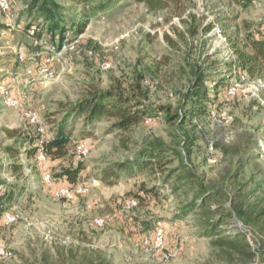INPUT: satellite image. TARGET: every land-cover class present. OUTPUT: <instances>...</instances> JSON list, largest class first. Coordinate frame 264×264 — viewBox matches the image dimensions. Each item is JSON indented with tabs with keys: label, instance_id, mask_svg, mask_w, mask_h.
<instances>
[{
	"label": "rangeland",
	"instance_id": "rangeland-1",
	"mask_svg": "<svg viewBox=\"0 0 264 264\" xmlns=\"http://www.w3.org/2000/svg\"><path fill=\"white\" fill-rule=\"evenodd\" d=\"M9 1V17L0 11V19L13 27L0 34V84H7L19 97L20 106L5 105L0 95V166L4 169L0 179L25 184L27 189L22 197L5 204L3 213H13L17 221L8 225L0 218V250L5 252L0 264H243L236 253L218 247L216 239L201 238L190 218L178 216L180 192L172 194V183L151 168L117 175L104 169L125 162L144 147L162 143L170 150L168 160L173 161L167 169L183 163L219 188L228 185L233 196L240 193V200L257 205V211L264 210V152L260 147L264 143V92L254 96L251 91L254 79L264 80V73L249 78L228 64L235 61L234 46L245 35L264 31V0H253L249 7L244 0H165L167 9L157 11L124 0L95 17L83 34L72 27L75 12L67 11L65 29L72 39L80 37V42L75 52L54 63L57 80L48 87L35 78L45 49L29 34L38 23L27 28L29 21H35V13L24 15L32 0ZM55 1L66 8L70 5L69 0ZM42 28L40 24V35L57 47L59 36H48L46 26ZM20 48L27 56L24 64L16 55ZM105 62L111 69L102 68ZM29 69L35 77L27 74ZM197 75L205 76L209 95L215 83L227 85L215 118L191 113ZM242 78L238 93L228 95L227 88ZM138 82L148 91L153 109H168L159 111L149 123L122 132L112 127V121L85 125L83 117L71 115V106L92 85L108 89L122 84L130 90ZM29 110L41 114L48 140L67 122L72 156L78 141L90 144L91 153L81 162L76 183L55 177L70 161L25 159L23 153L37 148L40 139L24 117ZM30 139L34 140L31 147ZM23 140L27 143L21 146ZM8 147L17 148L16 159L6 153ZM14 161L25 165L22 174L8 171ZM47 174L51 175L49 183L44 181ZM93 179L99 184L87 195L73 200L54 195L59 188L74 189ZM156 186H160L156 192H148ZM130 199L137 200L138 206L127 211ZM159 222L167 229L168 249L177 251L169 262L145 244ZM248 242L255 245L250 236Z\"/></svg>",
	"mask_w": 264,
	"mask_h": 264
},
{
	"label": "trees",
	"instance_id": "trees-1",
	"mask_svg": "<svg viewBox=\"0 0 264 264\" xmlns=\"http://www.w3.org/2000/svg\"><path fill=\"white\" fill-rule=\"evenodd\" d=\"M122 1L124 0H69L70 5L66 8L55 0H32L24 15L32 16L35 13L33 17L35 21H29L27 28L36 23H38L37 28L40 24L43 26L42 29L46 26L48 36H59L61 45L68 33L64 26L67 11L71 14L75 12L72 27L76 28L77 34H83L95 17L104 14ZM135 2L145 4L152 11L167 9L165 0H135ZM252 3L253 0H244L246 7ZM8 29H13L12 25L0 19V34L2 30ZM40 32H37L36 39L43 37ZM234 56L235 61L228 63L231 69L235 66L236 71L249 78L260 77L264 73L263 32L245 35L242 43L234 46ZM204 82V75L195 76L192 94L194 109L191 110V113L211 116L215 108L221 105L219 103L221 91L227 85L224 81L215 83L212 89L213 95H209V89L205 87ZM230 86L227 88V94ZM148 101L149 93L139 82L130 90L123 87L122 84H115L108 89H100L92 85L85 97L71 106V115H75L77 118L83 117L85 125L101 120L112 121L113 128L128 132L147 120L156 119L159 111L168 110L165 108L153 109ZM66 124L67 122L61 124L57 133L45 142L44 150L51 161H70V166L55 174V177L76 183L82 170V161L76 158L75 151H73V156L71 155L72 135L71 131H67ZM25 143L27 141L23 140L21 146H24ZM29 145L30 147L34 145L33 139H30ZM6 150L12 159L17 158L16 147H8ZM37 153L38 147L25 151L23 155L25 159L30 160L36 157ZM169 153L170 150L165 144L155 143L142 148L125 162L107 165L104 171L117 175L119 172L127 173L134 169L142 172L151 168L153 173L161 175L165 182L172 183L174 186L172 194L180 192L178 195L180 205L177 214L179 217L190 218L201 238L216 239L215 244L218 247L236 253L243 264H263L264 210L257 211V205H248L240 200V193L233 196L228 185L219 188L210 183L205 176L183 163L174 169H167L173 163L168 160ZM24 169L25 165L14 161L9 165L8 171L20 175ZM3 171V167L0 166V174ZM175 174L176 177H174ZM233 178L234 176H231L229 179ZM0 187L4 189L0 194V218L4 219L5 204L11 203L16 197H22L27 187L25 184L1 179ZM159 188L160 186L153 187L148 189V192H156ZM237 222L242 223L249 231H244L237 226ZM249 236L254 242V246L248 242Z\"/></svg>",
	"mask_w": 264,
	"mask_h": 264
},
{
	"label": "built area",
	"instance_id": "built-area-1",
	"mask_svg": "<svg viewBox=\"0 0 264 264\" xmlns=\"http://www.w3.org/2000/svg\"><path fill=\"white\" fill-rule=\"evenodd\" d=\"M0 11L7 15L9 17V14L11 13V6L9 0H0ZM39 29L36 27H32L29 31V34L36 38L37 32ZM5 32L1 33V36H4ZM264 35V31H263ZM38 44L41 45L42 48L45 49L44 58L42 60V64L40 67V71L38 75L35 77V73L29 69L27 70V74L30 77H35L36 79H39L42 81L43 85L45 87L51 86L55 81L57 80V76L54 73L53 65L56 61H62L65 58V55L68 53L75 52L77 49V45L80 42V37L72 39L70 34L67 33L64 42L60 45H57V47L53 46L50 40L45 38L44 36L37 39ZM92 54V53H90ZM18 61L21 64H24L27 62V56L26 53L23 51L22 48H20L16 52ZM112 65L109 63H102V68L104 70L111 69ZM245 77V76H244ZM242 78L239 81H235L231 84L230 88L228 89V94L230 96H235L239 88L241 86ZM251 91L254 94V96H259L262 92H264V80L262 78L254 79ZM0 95L3 98V101L5 105L17 108L20 106V99L19 97H16L12 90L8 87L7 84H0ZM212 116L215 118L214 111L212 112ZM24 117L29 122V124L34 128L36 135L40 137L38 140V153L36 155V158L39 162H46L48 160V157L44 150V144L48 139H46L47 131H46V125L45 122L41 116V114L37 111L29 110L26 111L24 114ZM151 120H147V123H149ZM261 151L264 152V143H261L260 145ZM210 150H213L211 147ZM74 151L76 154V158L79 161H83L86 158L89 157L91 153V147L88 141L81 140L78 141L75 144ZM211 161V160H210ZM211 162H215V160H212ZM44 181L46 183L51 182V175L47 174L44 176ZM98 181L93 179L87 184H80L76 186L74 189L70 188H59L54 192V195L56 198H63L66 200H73L76 198V196H84L87 195L91 189L95 188L98 185ZM3 188L0 187V194L3 192ZM138 206V201L135 199H130L125 206V209L127 211H132ZM17 221V217L13 213H7L4 216V222L5 224H12ZM99 225L104 224V220H97L96 221ZM145 244L153 251V253L160 257V259L163 262H169L173 260L177 256V251L175 250H169L168 244H167V231L163 223L159 222L154 231L151 232L146 238H145ZM4 250H0V256L4 255Z\"/></svg>",
	"mask_w": 264,
	"mask_h": 264
},
{
	"label": "water",
	"instance_id": "water-1",
	"mask_svg": "<svg viewBox=\"0 0 264 264\" xmlns=\"http://www.w3.org/2000/svg\"><path fill=\"white\" fill-rule=\"evenodd\" d=\"M264 264V263H263Z\"/></svg>",
	"mask_w": 264,
	"mask_h": 264
}]
</instances>
